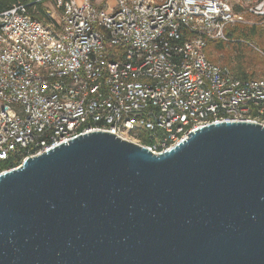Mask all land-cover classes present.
Masks as SVG:
<instances>
[{
    "label": "built area",
    "instance_id": "2783aa9c",
    "mask_svg": "<svg viewBox=\"0 0 264 264\" xmlns=\"http://www.w3.org/2000/svg\"><path fill=\"white\" fill-rule=\"evenodd\" d=\"M0 13V161L105 131L159 154L222 121L264 125V77L208 60L209 39L264 24V0H48ZM140 136H146L143 142ZM5 170H0V173Z\"/></svg>",
    "mask_w": 264,
    "mask_h": 264
},
{
    "label": "water",
    "instance_id": "95a60500",
    "mask_svg": "<svg viewBox=\"0 0 264 264\" xmlns=\"http://www.w3.org/2000/svg\"><path fill=\"white\" fill-rule=\"evenodd\" d=\"M187 135L91 131L0 173V264H264V125Z\"/></svg>",
    "mask_w": 264,
    "mask_h": 264
},
{
    "label": "trees",
    "instance_id": "16d2710c",
    "mask_svg": "<svg viewBox=\"0 0 264 264\" xmlns=\"http://www.w3.org/2000/svg\"><path fill=\"white\" fill-rule=\"evenodd\" d=\"M48 0H0V13L13 5L27 6L32 18L49 22L47 15ZM227 40L209 39L206 42L205 54L208 60H220L240 79L264 77V24L246 25L236 23L225 28ZM215 53V54H214ZM222 54L217 56L216 54ZM147 142L146 136H140ZM18 163V158L10 156L0 161V170L9 169Z\"/></svg>",
    "mask_w": 264,
    "mask_h": 264
},
{
    "label": "crops",
    "instance_id": "0c3cea01",
    "mask_svg": "<svg viewBox=\"0 0 264 264\" xmlns=\"http://www.w3.org/2000/svg\"><path fill=\"white\" fill-rule=\"evenodd\" d=\"M92 3L99 8L107 9V8H114L116 2L115 0H92ZM48 7H50V5H48Z\"/></svg>",
    "mask_w": 264,
    "mask_h": 264
},
{
    "label": "rangeland",
    "instance_id": "374dc122",
    "mask_svg": "<svg viewBox=\"0 0 264 264\" xmlns=\"http://www.w3.org/2000/svg\"><path fill=\"white\" fill-rule=\"evenodd\" d=\"M47 4H48V5H51V3H50V2H47ZM214 54H215V53H214ZM216 55H217V56H219V57H220V56H222V54H221V53H220V54L218 53V54H216ZM219 59L221 60V58H219ZM220 60H217V61H216V63H219V64H220V63H221V61H220Z\"/></svg>",
    "mask_w": 264,
    "mask_h": 264
}]
</instances>
